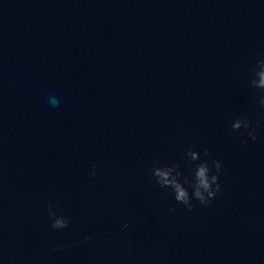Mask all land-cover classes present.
I'll list each match as a JSON object with an SVG mask.
<instances>
[{
    "label": "water",
    "instance_id": "1",
    "mask_svg": "<svg viewBox=\"0 0 264 264\" xmlns=\"http://www.w3.org/2000/svg\"><path fill=\"white\" fill-rule=\"evenodd\" d=\"M260 59L264 0H0V264H264ZM188 148L192 211L152 176Z\"/></svg>",
    "mask_w": 264,
    "mask_h": 264
},
{
    "label": "clouds",
    "instance_id": "2",
    "mask_svg": "<svg viewBox=\"0 0 264 264\" xmlns=\"http://www.w3.org/2000/svg\"><path fill=\"white\" fill-rule=\"evenodd\" d=\"M249 86L260 90L258 97L259 107L264 110V59L257 61L256 67L252 70L249 78ZM53 104L57 101L53 100ZM231 131L239 136H243L247 132L248 137L255 141L257 139L256 128L252 126L250 119L246 115L237 117L231 123ZM243 129L244 132L239 130ZM239 138V137H237ZM246 143L247 141H242ZM188 163L186 167L192 172V179L184 176L179 170V164L175 162L166 163L162 166H153L152 176L155 182L161 189H170L174 200L178 204H182L188 211L193 210V200L199 201L201 205L208 206L215 199L217 194L222 190L219 183L220 173L223 171L222 162L218 159L201 160L200 152L188 148L185 153ZM203 155L210 157L211 153L208 148L203 149ZM195 164V170H192V163ZM92 176H96L95 166H93ZM188 185V187H185ZM191 188V192H189ZM48 216L51 219V228L54 230L66 229L69 227L70 219L65 215H57L52 203L47 205ZM170 212H175L176 209L170 208ZM125 228L128 224L124 225ZM92 237H86V240H91ZM54 251H62V248L53 249Z\"/></svg>",
    "mask_w": 264,
    "mask_h": 264
}]
</instances>
